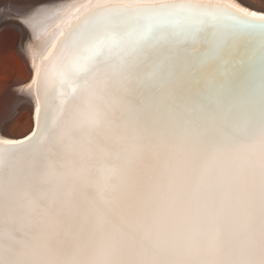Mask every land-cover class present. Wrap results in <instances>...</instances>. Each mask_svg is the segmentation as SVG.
<instances>
[{"label": "snow or ice", "instance_id": "obj_1", "mask_svg": "<svg viewBox=\"0 0 264 264\" xmlns=\"http://www.w3.org/2000/svg\"><path fill=\"white\" fill-rule=\"evenodd\" d=\"M9 8L34 127L0 138V264H264V0Z\"/></svg>", "mask_w": 264, "mask_h": 264}, {"label": "rangeland", "instance_id": "obj_2", "mask_svg": "<svg viewBox=\"0 0 264 264\" xmlns=\"http://www.w3.org/2000/svg\"><path fill=\"white\" fill-rule=\"evenodd\" d=\"M3 1L0 0V3H3ZM72 2L82 4L87 3L88 0H72ZM245 5L248 6L247 4ZM255 8L259 9L258 7ZM9 9L15 10L12 8ZM9 9L0 10V138L18 139V137L21 138L25 133H30L34 127L32 113H30L32 110L20 102L21 96L18 91L31 80L33 74L30 75V63L25 56H22L23 54L20 48L22 34L19 31L20 29H17L18 25L15 23L14 13ZM58 22L54 21L53 25ZM25 63H28V67ZM28 73L31 77L23 78ZM2 102L3 104H1ZM6 111L9 112V119H7L8 121L6 123H3L2 119H4V113Z\"/></svg>", "mask_w": 264, "mask_h": 264}, {"label": "bare ground", "instance_id": "obj_3", "mask_svg": "<svg viewBox=\"0 0 264 264\" xmlns=\"http://www.w3.org/2000/svg\"><path fill=\"white\" fill-rule=\"evenodd\" d=\"M4 2V1H3ZM231 2H236V3H242V0H231ZM246 6V5H245ZM1 10V9H0ZM8 10V9H7ZM9 10H11V9H9ZM250 10H259V9H257V8H255V7H251L250 8ZM13 13H14V15L16 16V10H11ZM12 12H10V13H12ZM8 14V13H7ZM14 16V17H15ZM13 18V17H12ZM3 22V21H2ZM4 23V22H3ZM11 23V22H10ZM0 24H1V22H0ZM13 24V23H12ZM5 26V25H4ZM9 28H11V27H9ZM19 28V26L17 27V29ZM20 31V30H19ZM20 55V54H19ZM22 55V54H21ZM22 56H25V55H22ZM23 60H26V59H23ZM27 61V60H26ZM24 62V61H23ZM29 62V61H28ZM22 63V62H21ZM26 64V63H25ZM24 64V65H25ZM28 65V63L26 64V66ZM30 65V64H29ZM28 67V66H27ZM30 68H31V65H30ZM27 69V68H26ZM26 71V70H25ZM30 72V71H29ZM25 74V73H24ZM34 75V72H33V70H32V68H31V74L30 75ZM29 75V73L28 74H26L23 78H29V77H31ZM20 80V79H19ZM26 81V80H25ZM19 82V81H18ZM21 84V83H20ZM11 94V93H10ZM11 97H12V94H11ZM9 98H10V96H9ZM10 101V100H9ZM1 104H3V102L1 103ZM13 104V103H12ZM15 104V103H14ZM16 104H17V102H16ZM15 104V105H16ZM9 105H11V104H9ZM2 106V105H1ZM10 107V106H9ZM11 107H13L12 105H11ZM7 109V108H6ZM28 109V108H27ZM24 110V109H23ZM30 113H32V112H30ZM28 114V113H27ZM7 119H9V118H7ZM3 120V119H2ZM8 121V120H7ZM29 133V132H28ZM28 133H25L23 136H21V138H23L25 135H27ZM1 134H3V133H1ZM30 134V133H29ZM11 135V134H10ZM2 138H6V137H2ZM18 139H19V137H18Z\"/></svg>", "mask_w": 264, "mask_h": 264}]
</instances>
